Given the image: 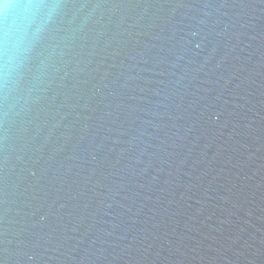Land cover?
<instances>
[{"label":"water","instance_id":"1","mask_svg":"<svg viewBox=\"0 0 264 264\" xmlns=\"http://www.w3.org/2000/svg\"><path fill=\"white\" fill-rule=\"evenodd\" d=\"M0 264H264V0H0Z\"/></svg>","mask_w":264,"mask_h":264}]
</instances>
